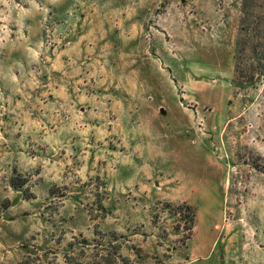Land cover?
<instances>
[{
	"label": "rangeland",
	"instance_id": "374dc122",
	"mask_svg": "<svg viewBox=\"0 0 264 264\" xmlns=\"http://www.w3.org/2000/svg\"><path fill=\"white\" fill-rule=\"evenodd\" d=\"M0 264H264V0H0Z\"/></svg>",
	"mask_w": 264,
	"mask_h": 264
}]
</instances>
